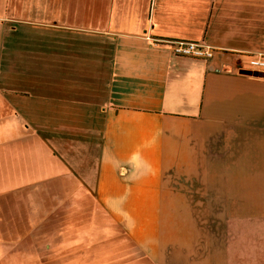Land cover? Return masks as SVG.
<instances>
[{
  "label": "crops",
  "instance_id": "obj_1",
  "mask_svg": "<svg viewBox=\"0 0 264 264\" xmlns=\"http://www.w3.org/2000/svg\"><path fill=\"white\" fill-rule=\"evenodd\" d=\"M258 52L264 0H0L1 244L51 182L53 264H264Z\"/></svg>",
  "mask_w": 264,
  "mask_h": 264
},
{
  "label": "rangeland",
  "instance_id": "obj_2",
  "mask_svg": "<svg viewBox=\"0 0 264 264\" xmlns=\"http://www.w3.org/2000/svg\"><path fill=\"white\" fill-rule=\"evenodd\" d=\"M243 60L244 57L241 58V62ZM47 184L50 187L46 188L48 191L45 195V201L39 203L38 208L34 207L30 210L26 219L10 221V224H15V227L9 231L11 233L9 236L6 233V242L3 244L0 242V264H53L52 247L49 250L41 251L42 241L47 247V242L50 245L53 243L52 233L54 229L68 231L75 227V219L71 220L68 216L65 219L54 220L52 184L51 182H47ZM37 228L39 232L43 231L44 236L37 235ZM25 230L29 232V237H21V233ZM36 242L39 243L38 246H36ZM67 244V240L62 242L64 246ZM38 255L40 260H37Z\"/></svg>",
  "mask_w": 264,
  "mask_h": 264
},
{
  "label": "built area",
  "instance_id": "obj_3",
  "mask_svg": "<svg viewBox=\"0 0 264 264\" xmlns=\"http://www.w3.org/2000/svg\"><path fill=\"white\" fill-rule=\"evenodd\" d=\"M157 42L158 39H154ZM162 40V39H159ZM169 48L171 53L176 55H185L192 57H207L211 54L213 48L202 41L193 40V39H165L164 40ZM241 64H245L247 69H255L258 71H264V54L255 53L247 55L244 57V60ZM244 67L240 66V69Z\"/></svg>",
  "mask_w": 264,
  "mask_h": 264
},
{
  "label": "water",
  "instance_id": "obj_4",
  "mask_svg": "<svg viewBox=\"0 0 264 264\" xmlns=\"http://www.w3.org/2000/svg\"><path fill=\"white\" fill-rule=\"evenodd\" d=\"M241 70H243V71L246 72V73H254V74H256V73H260L258 70H255V69H247V68H243V69H241Z\"/></svg>",
  "mask_w": 264,
  "mask_h": 264
}]
</instances>
